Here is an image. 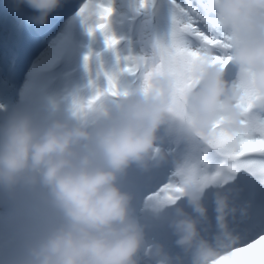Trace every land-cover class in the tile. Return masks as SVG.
Segmentation results:
<instances>
[{"label":"clouds","instance_id":"clouds-1","mask_svg":"<svg viewBox=\"0 0 264 264\" xmlns=\"http://www.w3.org/2000/svg\"><path fill=\"white\" fill-rule=\"evenodd\" d=\"M12 3L16 10L32 9L27 19L36 26L47 24L61 6V0ZM207 7L230 37L231 46L218 50L230 58L227 64L186 71L183 56L171 48L172 32L169 43L155 42L135 65L133 86L98 93L91 105L92 98L80 99L64 112L17 105L0 120V188H42L53 213L4 264H140L142 251L153 264H224L235 258L233 220L245 209L226 187L229 170L213 168L207 148L198 149L216 143L220 132L264 130L258 119L264 114V0H209ZM92 12L81 9L85 16ZM174 30L180 43L181 25ZM229 66L236 70L233 79L227 78ZM165 127L179 133L188 150L169 175L172 195L151 192L146 203L164 216L180 249L176 255L147 241L133 195L118 184L131 166L149 169L168 159L158 143ZM214 188L210 204L206 194Z\"/></svg>","mask_w":264,"mask_h":264},{"label":"snow or ice","instance_id":"snow-or-ice-1","mask_svg":"<svg viewBox=\"0 0 264 264\" xmlns=\"http://www.w3.org/2000/svg\"><path fill=\"white\" fill-rule=\"evenodd\" d=\"M208 3L209 0H192L190 10L185 14L186 19L174 23L181 25L183 38L177 43L174 30L171 48L183 56L186 71H194L206 63L227 64L230 59L219 54L220 48L231 46L227 43L230 37L220 31V22L213 18L211 9L207 7ZM198 5L205 6V10L202 11ZM110 14V8H103L101 19L107 20ZM98 27L104 29L106 25L101 23ZM185 37L191 41V45L186 42ZM106 43L108 47H113L117 41L107 38ZM85 60L87 61L88 57H85ZM135 70V67L128 69L131 73ZM116 90L114 77H109L107 92L116 94ZM97 98L98 96L92 97L89 105ZM76 109L81 111L83 106L76 104ZM258 119L264 125V114ZM205 147L213 168L222 165L229 170L231 180L226 187L232 191L235 202L245 209L238 220L237 217L233 220V230L239 237L237 249L233 252L235 258L226 260L224 264H264V130L236 136L220 132L216 143L202 145L198 151L203 152ZM158 190L172 195L174 186L169 182V176L153 193ZM216 190L218 189H210L206 194L210 204ZM249 239L254 242L249 243ZM245 243L246 247L239 246Z\"/></svg>","mask_w":264,"mask_h":264},{"label":"bare ground","instance_id":"bare-ground-1","mask_svg":"<svg viewBox=\"0 0 264 264\" xmlns=\"http://www.w3.org/2000/svg\"><path fill=\"white\" fill-rule=\"evenodd\" d=\"M150 17L153 24V30L155 33L154 43L159 41L165 44L169 43L172 38V32L174 23L176 21H183L185 7L176 8L174 7L169 0H153L149 9ZM135 17L143 18V13L134 14ZM159 184V180L153 182V185ZM142 196H144L142 194ZM145 200L143 198L139 199L137 204H143ZM135 213L141 217L142 224L145 225L146 231H151L152 233L146 232V237H153L155 229L151 227L148 223V218L151 215V212L146 214L145 217H142V214L139 210H136Z\"/></svg>","mask_w":264,"mask_h":264},{"label":"rangeland","instance_id":"rangeland-1","mask_svg":"<svg viewBox=\"0 0 264 264\" xmlns=\"http://www.w3.org/2000/svg\"><path fill=\"white\" fill-rule=\"evenodd\" d=\"M126 2L129 4V6L132 10L137 9L138 0H126ZM97 8L98 7H94V9H93L94 14L98 13ZM128 31H130V30L124 29L121 26H119V27H115L112 29V33H113L112 35H115V34L120 33V32L127 33ZM148 31H149V29H148ZM144 35H146V32L144 33ZM143 42H144L146 48L148 49V40H143ZM136 63L137 62L133 61L131 63L123 64L120 67L122 78L117 80V86L119 87L118 89L123 90L124 88L131 87L135 84L131 81L132 78L128 75L129 73H131L130 71H128V69L132 68V65L136 64Z\"/></svg>","mask_w":264,"mask_h":264}]
</instances>
